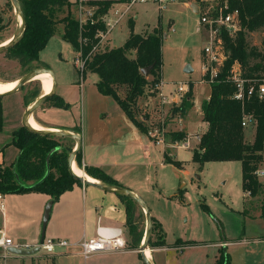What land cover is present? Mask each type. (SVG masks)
I'll use <instances>...</instances> for the list:
<instances>
[{"label": "trees", "instance_id": "16d2710c", "mask_svg": "<svg viewBox=\"0 0 264 264\" xmlns=\"http://www.w3.org/2000/svg\"><path fill=\"white\" fill-rule=\"evenodd\" d=\"M19 1L25 14L26 30L22 39L2 55L17 60L21 67L30 70L32 63L39 58V53L46 48L49 40L62 26V38L73 46L75 52L80 51L82 56L87 58L84 76L86 73L95 74L98 91L113 97L131 120L146 131L135 110L139 109V98L150 86L160 82L162 76L160 33L157 30L148 34L136 33L134 23L130 21V33L122 46L93 50L99 43L97 34L105 30L104 24L99 21L95 24L87 22L80 25L75 16L74 0ZM112 2L93 1L91 4L97 6L95 16L104 14ZM228 2L231 9L239 11L240 28L233 34H223L227 58L220 67L218 77L210 84L209 97L202 101V121L207 124V129L193 150V159L200 166L210 161L241 162L242 188L253 198L263 196L259 216L264 219V182L256 174L264 163V98L254 94L246 95L242 100L236 99V86L231 80V69L235 63H239L242 76L246 80L258 82L264 79V0ZM2 22L0 17V30L5 27ZM254 32H262V48L250 42V35ZM144 68H151L148 75L142 72ZM122 91L124 95L121 94ZM41 94H32L31 102ZM23 98L27 107L31 102L26 101L24 96ZM48 101L49 105L68 107L56 94L49 97L45 103ZM192 106L191 90L181 98V103L175 106V115L183 117ZM245 116L253 118L251 124L255 127V133L252 140L247 138L246 127L242 125ZM2 125L3 111L0 104V129ZM184 138L185 132L179 131L175 132L173 139ZM11 143L19 149V155L11 165L0 163V193L42 192L56 200L76 183L82 184L70 173L68 167V158L76 144L72 138L42 135L22 126L14 132ZM79 154L80 150L75 160L81 166ZM167 162L177 167L181 165V162L168 158ZM85 172L103 183L118 185L98 167L86 166ZM184 189H180L178 193L181 201L184 200ZM118 196L125 204L126 226L132 239L131 245L139 248L143 233L136 226L137 219L134 217V208L138 202L127 196ZM202 207L209 212L208 205L202 203ZM153 222L154 230L157 222L154 219ZM154 240L151 236V247L164 245L163 235L159 240ZM213 264H231L229 254L222 249Z\"/></svg>", "mask_w": 264, "mask_h": 264}, {"label": "rangeland", "instance_id": "374dc122", "mask_svg": "<svg viewBox=\"0 0 264 264\" xmlns=\"http://www.w3.org/2000/svg\"><path fill=\"white\" fill-rule=\"evenodd\" d=\"M216 1L229 0L193 1L191 4L193 3L195 10L187 0H173L166 5L154 2L138 3L133 6L130 12L131 18L129 20L126 18L117 25L102 42L100 48L122 46L130 33V21L134 22L136 33L148 34L154 30L160 33L162 38V76L160 81H163L162 90L167 95L168 102L163 104L161 99L157 98L156 91L150 86V89L139 98L137 104L139 109L135 110V114L138 120L145 123L151 144H155L157 138L163 140V144L153 146L155 148L149 156L148 162L155 164L150 167V172L153 175L152 181L155 183V175H157L158 187L160 184L162 186L170 185L171 180L174 179L177 188L181 185L186 189L183 201L176 189L172 192L175 200L161 206V211L168 220L166 223L167 239L173 242L180 238L198 245L193 249L196 259L201 256L202 261L199 260L198 264H206V254L212 256L213 252L217 250L216 247H212V243L219 240L248 239L249 244L240 245V248L237 246L236 249L230 248L229 251L233 253L234 264H237L241 258L249 264L254 257L264 256V252H260V249H254V240L264 234V219L259 216L260 202L263 196L253 198L244 192L241 162L210 161L203 166L195 162L193 150L197 147L198 142L195 135H201L207 129V124L202 121L200 110L197 106L194 108V103L183 117L175 115L174 112L175 106L181 103L182 98L172 93L179 82L190 81L194 102L197 97L203 99L205 91L209 87L207 83H201V70L204 61L203 47L206 43V36L199 32L198 27L200 15L209 10L211 3ZM135 14L138 17L136 19ZM0 17L3 19L2 24H5V27L0 30L1 43L10 39L19 26L18 16L11 0H0ZM61 31L62 26L58 28L46 48L39 53V58L32 63L33 67L30 70L34 68L51 69L55 75L57 93L61 90L63 79L76 78L78 81H82L85 93H89V104H91L90 98L93 90L96 91L94 81L97 80V76L92 73H86L84 76L76 68L74 64L76 52L73 46L62 38ZM249 39L252 44L259 48L263 47L262 32L252 33ZM188 67L192 69L190 72L186 71ZM30 70L21 67L17 60L0 54V82L16 81ZM42 87L43 82L33 80L27 83L19 94L24 96L26 101L31 102L32 94L44 93ZM121 94L124 95L123 91ZM107 98L112 100L111 97ZM49 104L50 101L44 103L39 109L45 108ZM144 117L149 118L148 121H145ZM43 126L44 123L41 124V127ZM179 131L185 132L186 138H189V147H176V141L173 138L175 132ZM254 133V125L246 126L248 139L252 140ZM164 152L167 156L166 161L168 158L181 162L179 166L181 169L172 163H162ZM262 166L264 167V163ZM80 167L85 171L86 166L81 163ZM259 179L264 182V177ZM142 198L149 208L154 207L151 198L144 195ZM202 203L208 205L209 212L203 209ZM134 217L137 219L136 226L139 227L144 237L147 222L145 213L139 204L134 208ZM125 234L131 244L132 239L127 226ZM162 235L163 229L157 223L152 238L157 241ZM188 242L180 241V244ZM141 243L138 245L139 248ZM149 248H151L150 244ZM236 250H239L237 254ZM238 254L240 255L238 256Z\"/></svg>", "mask_w": 264, "mask_h": 264}, {"label": "crops", "instance_id": "0c3cea01", "mask_svg": "<svg viewBox=\"0 0 264 264\" xmlns=\"http://www.w3.org/2000/svg\"><path fill=\"white\" fill-rule=\"evenodd\" d=\"M191 2L193 1H188L195 10ZM130 18L129 14L127 20ZM136 18H138L137 14H135ZM55 94L68 107L48 105L36 110L37 112L33 113L32 118L36 119L35 121L40 125L44 123L42 128L67 129L78 132L82 136L79 158L84 166L98 167L113 178L119 186L129 188L141 196H148L152 199L154 207H150V211L153 219L163 229L165 241L164 245L151 247L153 263L198 264L201 256L196 259L195 252H193V249L198 245L180 238L173 242L167 239L166 223L168 220L161 211V206L175 200L173 191L177 189L179 193L180 189L184 188L181 185L177 188L174 179L171 180L170 185H166L167 187L161 184L158 187L157 175H155V183L152 181L153 175L150 172V167L155 164L149 163L148 160L155 148L153 146L157 145L151 144L145 123L143 125L146 131L131 120L113 97L101 94L97 87L96 91L93 90L91 94V104H89V93H85L84 84L76 78L63 79L60 92L56 91ZM209 94L210 85L205 91L203 99L197 97L195 102L193 100L194 108L197 106L201 117L202 101L207 99ZM17 95L20 94L16 93L0 98L3 111V125L0 129V163L4 165H11L19 155V149L11 142L14 132L23 126L22 117L26 105L23 96ZM107 97H111L112 100ZM148 119L144 117L145 121ZM201 135H195L198 142ZM166 157L164 152L162 163L167 162ZM75 163L77 164L76 160ZM50 200L53 203L44 228L45 209ZM0 228H4L15 241L32 246L38 244L43 235L44 239L65 238L79 241L97 235H112L118 230L123 231L127 240L125 249L100 252L88 258H85L79 249L61 248L55 254L39 251L34 255L15 253L5 255L0 251V264H144L140 248L133 247L125 234L126 211L123 200L117 194L105 192L91 185L76 183L72 189L64 192L56 200L42 192L3 194ZM256 238L254 249L264 252V234ZM180 241L188 243L180 244ZM244 244H249V240L238 238L212 243V247H216L217 250L213 252L212 256L206 254V264H213L222 249H225L229 254L231 264H234L233 253L229 250H231L230 248L236 249L237 246L240 248V245ZM257 244L259 246H256ZM236 251L237 254L239 250ZM241 259L237 264H247V261ZM241 261L243 262L240 263ZM249 264H264V256L254 257Z\"/></svg>", "mask_w": 264, "mask_h": 264}, {"label": "built area", "instance_id": "2783aa9c", "mask_svg": "<svg viewBox=\"0 0 264 264\" xmlns=\"http://www.w3.org/2000/svg\"><path fill=\"white\" fill-rule=\"evenodd\" d=\"M75 16L80 25L90 22L95 24L102 22L105 30L100 31L99 43L93 50L100 49V45L107 38L108 34L119 25L125 18L128 17L134 5L138 3L154 2L159 5H166L173 0H112L110 8L101 15H96L97 6L91 4L93 1L102 2L105 0H74ZM240 28V19L238 9H231L228 1L212 2L209 10L202 13L199 19L198 30L205 34L206 43L203 47L204 61L202 63V80L201 83L211 84L219 75L220 67L227 58V50L223 41V34H233ZM87 58L82 56V53L76 52L74 64L76 68L84 74ZM231 80L236 86L234 97L238 100L244 99L246 95L252 96L258 94L260 98H264V79L261 81L246 80L242 76L239 63H235L231 69ZM248 84V85H247ZM156 91L158 98L165 104L168 102V97L164 93L163 81L155 83L151 86ZM191 91L190 81H181L173 90V94L183 97ZM253 122L251 116H245L242 121L243 126H248ZM176 147H189V138L183 140H175ZM157 145L163 144L162 138H157ZM258 177H264V167L256 171ZM3 208V194L0 193V209ZM39 247L40 251L47 254H55L59 249H79L85 258L100 252H110L122 250L127 247V240L124 237L123 231L118 230L112 235L104 236L97 235L91 238H84L79 241H71L65 238H46L36 245L15 241L4 228H0V251L5 254H11V248L30 250Z\"/></svg>", "mask_w": 264, "mask_h": 264}, {"label": "water", "instance_id": "95a60500", "mask_svg": "<svg viewBox=\"0 0 264 264\" xmlns=\"http://www.w3.org/2000/svg\"><path fill=\"white\" fill-rule=\"evenodd\" d=\"M11 1H12L13 6H14V9H15L17 16L18 15L21 16L22 23H21L20 28H19V26L17 28V30H19L18 34H17V30H16L15 34L10 39L0 43V54L8 51L13 46H15L22 39V37L24 36L25 30H26L25 14H24V11H23V8H22L20 1L19 0H11ZM150 69L151 68H144V69H142V72L145 75H148L150 73ZM191 70L192 69L190 67L186 68L187 72H190ZM39 71L49 72L53 77L54 86H53V89L50 93L44 92L43 94L38 96L34 101H32L26 107L25 112H24L23 117H22V125L26 129H28L29 131H32L34 133H38V134H42V135H52V136H58V137L72 138L75 141L76 145H75V148L73 149V151L71 152V154L68 158V167H69L70 173L77 180L81 181L83 184L94 186V187L101 189L105 192H110V193H114L117 195L130 197V198H132L138 202V204L142 207V209L145 213L146 222H147V229H146L145 235L143 237V240H142V243L140 246L141 257H142L144 264H154L153 261L151 259H149L145 254L146 249L149 248V242H150V239H151V236L153 233L154 222H153V217H152L150 208H149L148 204L146 203V201L142 198V196L139 195L137 192H135L129 188L123 187V186L106 184V183L101 182L98 179H96V181H92V180H89L88 178H85V177H82V176L75 174L73 171V163H75L76 155L82 147V136L78 132L73 131V130H67V129L32 128L29 126L28 121L32 117L33 113L37 109H39L45 103V101L49 97L53 96L57 91L56 79H55V75H54L53 71L51 69H48V68H34V69L28 71L26 74H24L23 76H21L19 79L16 80L17 84L14 86V88H12L11 90H9L7 92L0 93V98L19 93L22 90L24 85L35 80L34 76ZM52 203H53V201L50 200L46 206V209H45L44 228H45L47 221H48V218H49V213L51 210ZM43 240H44V235H43L41 241H43ZM10 251L12 253L19 254V255H34L40 251V248L35 247L33 249H30V250L11 248Z\"/></svg>", "mask_w": 264, "mask_h": 264}, {"label": "bare ground", "instance_id": "6f19581e", "mask_svg": "<svg viewBox=\"0 0 264 264\" xmlns=\"http://www.w3.org/2000/svg\"><path fill=\"white\" fill-rule=\"evenodd\" d=\"M18 22H19V28L22 23L21 16L18 15ZM19 30H17L18 34ZM35 80L43 81L45 86L43 87V91L46 93H50L54 86V80L52 75L49 72L46 71H39L34 76ZM17 84V81H10V82H0V93L7 92L14 88V86ZM36 120V119H35ZM32 117L29 119L28 124L32 128H42L41 125L36 122ZM73 171L75 174L88 178L89 180L96 181V179L90 175H88L78 164L73 163ZM146 256L151 259V252L150 248L146 249L145 251Z\"/></svg>", "mask_w": 264, "mask_h": 264}]
</instances>
